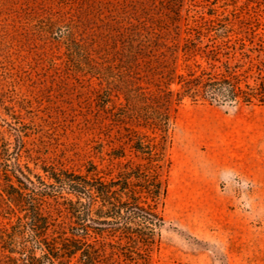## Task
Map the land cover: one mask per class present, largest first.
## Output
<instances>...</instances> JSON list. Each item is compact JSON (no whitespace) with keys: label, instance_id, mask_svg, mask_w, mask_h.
I'll return each mask as SVG.
<instances>
[{"label":"rangeland","instance_id":"obj_1","mask_svg":"<svg viewBox=\"0 0 264 264\" xmlns=\"http://www.w3.org/2000/svg\"><path fill=\"white\" fill-rule=\"evenodd\" d=\"M209 8L264 41V0H0V136L22 137L20 161L36 174L100 157L138 162L128 148L126 159L110 155L118 132L86 53L102 62L128 21ZM171 114L166 224L150 264H264V105L185 100Z\"/></svg>","mask_w":264,"mask_h":264},{"label":"trees","instance_id":"obj_2","mask_svg":"<svg viewBox=\"0 0 264 264\" xmlns=\"http://www.w3.org/2000/svg\"><path fill=\"white\" fill-rule=\"evenodd\" d=\"M118 36L102 62L86 53L87 72L117 128L110 155L126 159L128 148L139 161L36 174L20 161L22 137L0 136V264H150L166 224L171 111L185 100L264 105V41L248 21L176 9L128 21Z\"/></svg>","mask_w":264,"mask_h":264}]
</instances>
